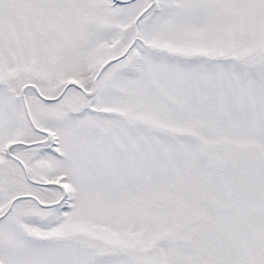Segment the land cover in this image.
Listing matches in <instances>:
<instances>
[{
	"label": "snow or ice",
	"instance_id": "6c2138e0",
	"mask_svg": "<svg viewBox=\"0 0 264 264\" xmlns=\"http://www.w3.org/2000/svg\"><path fill=\"white\" fill-rule=\"evenodd\" d=\"M0 264H264V0H0Z\"/></svg>",
	"mask_w": 264,
	"mask_h": 264
}]
</instances>
